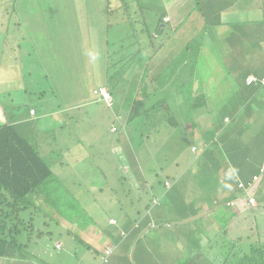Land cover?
Here are the masks:
<instances>
[{"label": "rangeland", "instance_id": "obj_1", "mask_svg": "<svg viewBox=\"0 0 264 264\" xmlns=\"http://www.w3.org/2000/svg\"><path fill=\"white\" fill-rule=\"evenodd\" d=\"M4 1L8 2L9 0H3V2ZM29 1L31 5V0ZM64 1L65 4L69 6L66 9L61 7L57 8L58 13L59 11L74 13L75 10H72L71 6H74L77 1L78 3L86 1L96 3L103 2L104 0ZM173 1L174 0H170L167 2L170 4L169 6H171ZM203 1V3L208 1L209 7L216 12L219 11L218 7H222V5L224 8L235 4L241 6L238 0ZM39 3H41V1H39ZM101 4L102 3H99L98 6ZM152 4L157 6V9L163 7L160 2ZM255 4L257 7L260 5L257 2H255ZM31 6L28 5L26 9L20 10L17 8V11L11 12L10 18H8L7 14L0 11V29L3 30L7 28V37L2 41L4 53L0 51V66L2 67V70H0L2 73L0 77V117L2 118V114H4L18 118L20 114H22L25 118L27 106H36V108H38L40 105H43L42 108L45 110L47 106L44 104L48 103L47 99L43 102V99H39V95L41 92H49V90H51L50 94L53 92L55 93L53 97L55 104L58 105V102L61 104L62 109L60 112L65 119L64 122L54 123L53 127L58 129V127L62 125L63 131L70 133L68 138L59 140H56V138L53 139L51 135L49 136L45 132L37 134L40 150H44L45 154L48 153L46 155L49 156L47 159L50 162L51 168L54 173L64 178L66 182L64 187H66V190L61 192L63 194L61 209L65 211H63L64 217L62 220H58L59 224L57 227L52 223L51 225L53 226L45 230V232H52V235L35 238L33 239V243L29 244L27 247L32 255L30 259L33 261H30H32L33 264H77V262H79V264H100V255L94 253L93 250H86L84 246L77 245L79 249L71 251L70 249L72 247L74 248L75 244L73 243L74 241L72 242V238H75V236L70 235L80 236L82 239L84 238L83 240H87V238H92L96 232L99 234L98 230H100L104 235L103 237L106 238L107 235L103 232L104 229L112 227L107 224V215H109L107 211L110 212V215H113L111 218H118L117 225H119L121 220L123 221V219L128 218L126 214L121 215L119 212L107 210L108 207L114 203L116 206L118 199H120L125 209L128 210L127 212L135 218L137 212H139V217H141L142 213H145V204L149 203L153 195L158 198L159 205H153L151 207L150 204L151 208L146 211L147 214H149L150 218L157 221L168 219V215L165 216V214H167V207L164 205V202L168 203V194L163 191L158 181L154 180L153 182L154 192L147 193L148 191L146 189L139 192V190H136L134 184V182H137V179L132 181L131 175L136 170L140 177L142 176L141 178H148V176L149 178L154 177V173L160 171L166 165L169 166L170 163L173 165V161H176L178 158L177 153L182 155L185 159L190 158L191 154L189 149L192 143L197 147V151H201V148H203L202 141L196 137V134L201 132L198 127L206 132V141L210 146H213L206 151V154L214 151V146H219V142L223 143L227 135L230 136L229 139H226L225 144L227 147L225 149H229L230 153L233 155L232 160L226 155V152L225 154H219L217 157L219 164H222L219 166L220 180L225 174L222 169L224 164L228 165L229 168L234 166L236 169L240 164H244L245 167L247 164H253L250 152H248L249 146H251V148L253 146L252 138L262 135V143L264 144V113H262V111H264V88L252 94L249 98L233 94L232 89L228 88V80L221 77L222 70L219 69V64L222 67L219 60H222L220 59L221 56L218 57V47L223 45V41L221 43L219 42V40L222 39L217 36L219 33L214 34L212 28L208 31V29H206L207 26H205V29L197 38L200 41L192 45L188 44L191 35H189L190 32L186 33L189 28L185 25L179 26L175 32H170V28L168 29L167 26L162 35L155 37L154 42L156 43H164L166 46L169 45V43L173 45L170 49V53L165 51L163 54L161 52V54H156V57H159L163 62H166L169 56L170 59L174 56V59H177L179 62L182 58L188 59V69L193 68L202 78L209 76L211 82H208V79H206V81L208 85L212 86L204 88L209 91L207 95L203 94L204 101L209 105L207 109L202 108L194 114L193 112L190 114L188 110L187 113L183 112L182 119H184V121H180L181 125L179 124L180 127L176 128L175 131L174 128L172 129L167 127V125H161V134L159 132L157 135L152 133L149 139L146 140L133 130L130 135L129 132H127L131 130L130 124L127 123V119L130 112L133 110L135 111L134 102L133 105L128 106L127 86L124 87L125 89L123 86L115 88L113 94L110 92L114 101L113 107L112 104L108 106L91 96V90L93 92L98 86L102 87L101 85L103 82H108V76L114 71L113 68H110V64L117 62V68L118 71L120 70L119 74H121V77L122 74L128 75L129 77L135 76L133 73L134 71L132 72V76L128 74L133 70V66H128L127 60L122 62L120 59L121 54L117 57L115 55L111 57L112 50L116 48L114 43L111 44V48L109 49L110 55L105 56V58L101 57L102 45H99L100 42H95L94 38L101 39L102 35H104L102 28L105 26V19L102 20L98 26H88L92 30V33L91 36L87 38V35L83 32H78L87 27L86 22L83 20L79 21V15L75 16L76 14H74L76 19L74 25L73 23L69 24L64 22L63 18H60V21H55V18L53 19L54 16L49 18V21L42 20V24L40 25L39 23H34L32 11L29 10L32 8ZM257 9L259 10V17L264 19V8L259 7ZM10 10H12V8ZM194 12L199 13L197 10ZM41 13H43L44 18L45 15L42 10ZM222 13L223 12L220 11L218 14L222 15ZM178 14L184 16L186 12L184 10ZM188 15H186V17ZM20 16H23V19H20ZM150 16L151 15H147V20ZM190 16L191 15H189V17ZM182 18L184 17H181V19ZM183 20L185 19H182V21ZM258 25H261V23H257V27ZM39 27L42 28V32H39ZM236 28L239 27L236 26ZM35 29H37V37H32V31H35ZM58 29L61 30L60 34H57ZM182 31L186 33L185 36H188L186 44L182 42L183 36L180 35ZM119 35L112 31H108L107 33L110 40H113L112 38L114 37L113 41L117 46H119L118 39L121 36L125 39L123 42L125 46H131V40H126V31L124 29H122V34ZM39 37H41V41L38 40ZM167 40H169V43ZM29 43L34 44V50L31 52L32 57L31 59L24 60V54L31 51L30 47H28ZM239 44L242 45L241 43ZM186 45L190 46L192 49H189ZM254 45L255 49L259 51L260 57H258V60L262 63L264 61V41L258 42L256 40L254 41ZM246 47L252 49L251 44H248ZM148 48H150V46L144 45L146 51ZM125 50L123 52H125ZM21 55L23 56L20 57ZM3 57L5 60H3ZM34 59L39 63V66L36 68L33 63ZM30 63L31 65H29ZM14 69L16 70L15 73ZM28 70H31V72H27ZM44 74H46V78H44ZM15 76H19L20 79H17ZM200 83L201 81L198 82L197 87L194 86L195 91L203 90L199 89ZM106 85L110 86L109 84ZM106 85H103L104 89L108 88ZM30 86H32V88H29ZM25 89L26 91L24 92ZM136 90L140 91L138 88ZM6 91L10 94L7 95ZM180 95L181 93H178V95L169 98V105H173L172 102L180 98ZM231 97L234 99L230 102L229 99ZM92 98L94 101H92ZM181 98H183L182 95ZM133 101L135 100L133 99ZM186 101H188V99H181L180 105L182 104L185 106ZM180 105H176L174 108L180 107ZM3 107L6 109L5 112L3 111ZM232 108L234 112H231ZM254 108L258 110L253 114L252 110ZM184 109L187 108L184 107ZM221 110H223V112ZM28 111L30 114L35 113L34 108ZM222 113L230 117V122L228 124H222L219 132H214L213 130L220 124V119L218 120V118L219 114ZM203 116L206 118H202ZM197 120H199V124ZM74 124L76 125V130L73 128ZM118 126L122 128L119 130V128L117 129ZM125 132H127V134ZM61 134L64 135V133ZM59 135L58 131H56V136L58 137ZM77 137H79V141L82 144L77 142ZM257 147L260 148L261 143L257 144ZM130 148L138 163V165L136 163L134 170H132L131 166L126 162V159L133 160L132 157L128 156L132 154L128 151ZM214 155H218V150L214 152ZM188 162L189 161H186L184 164V162L180 160L179 168L183 164L184 167L187 168ZM211 164H215L214 161L206 160L204 164L196 163L194 166L199 168L201 170L199 173L204 176L208 171H212L210 167L216 169V167L211 166ZM162 170L161 173L164 174L165 170ZM124 176L127 177L123 178ZM199 181L200 182L195 183L194 186H192V183L189 185L185 184L184 187H181V190L184 194L189 195L188 190L191 189L193 193L195 192L199 197H203L201 192L204 188L203 183H205V181H203L202 178H199ZM129 186H131V191L128 196H125L127 191H124V188L128 190ZM219 193H222V189L216 187L212 193V198ZM35 198L36 197L32 196L29 200H31L33 205H40L38 200L34 201ZM129 199L132 200L129 202ZM215 202H217L215 205H210L212 202L201 201L202 204L204 203L205 206H207L203 208L202 211H205V214H201L199 218H197V224L191 223L194 221L190 219H186L182 222L177 221L176 223L167 220L171 224H175L174 226L178 231L166 229L162 230L160 235H156L153 231V236L155 237L154 246L157 247V251L165 257L166 255L163 253L162 249L168 253L176 244L181 245V250H177L176 248L177 251H175V253L173 252V254L179 255L185 252L187 257H192L195 252L191 250L194 249L193 245H195L197 241L191 239L184 240V238L189 235L191 226L195 229L198 225L197 228H199L200 234L202 235L203 244L205 243L204 238L207 235H210L211 238L213 237V240L217 239L216 242L218 244L216 245V253L213 257L209 256L207 253L206 255L209 258L207 256H202V253L195 254L191 258L190 264H205V262H208L206 264H221L220 261L222 257H225L231 242L229 237H225L221 234V230L225 228L222 224L226 221L224 218H228L233 210L230 207L227 209L224 208L223 212L227 215L226 216L222 212V209L218 207L220 202L217 199ZM228 204L233 205L234 203H231L230 200ZM94 209H96V211ZM253 209L245 210V212L241 211L240 213L243 216L253 211L251 212L252 218L248 219L252 228L245 230L244 236L248 233L251 234L252 231L257 232V228L260 225L264 226V202L259 205L258 202H255ZM214 210L223 213L222 217L224 218H214ZM83 213L89 217H85ZM93 214L96 216H92ZM24 216V219L26 218L25 221H27L29 215ZM154 220L150 222V227L154 226ZM199 221L201 225L198 224ZM184 223L187 225L185 226ZM192 224H194V226ZM166 226H168V224H166ZM229 226L231 227L233 224ZM234 229H237L238 232L243 231L239 225ZM145 232H148V229L144 228L139 236L145 234ZM259 232L261 234V237H259L260 240H264V227H261ZM168 234L175 242L167 236ZM34 236L33 232L32 237ZM252 239L251 241H254L256 238ZM24 240L25 238H23V241ZM185 241L189 242L188 248L182 246V243ZM40 243L42 244L41 248L35 249V245L38 244L40 247ZM61 243H63L64 246L59 250L62 245ZM103 243L104 242H102L100 246H103ZM210 243L211 241L208 244ZM129 254L132 255V251H130ZM119 257L117 256V259H119ZM3 260L4 261H0V264H31L30 262L23 263L25 262L24 260L22 262H16V260ZM180 260L181 259H179V261Z\"/></svg>", "mask_w": 264, "mask_h": 264}, {"label": "trees", "instance_id": "obj_2", "mask_svg": "<svg viewBox=\"0 0 264 264\" xmlns=\"http://www.w3.org/2000/svg\"><path fill=\"white\" fill-rule=\"evenodd\" d=\"M14 1H19L18 3L22 4L21 2L23 0ZM39 1H41V3H39ZM169 1L170 0H104L103 2L96 3H90L87 1L78 3L77 1L74 6H71L72 10H75L74 13L68 11H59L58 13L57 8L61 7L66 9L69 6L65 4L64 0H31L32 6L30 5V1L26 0L25 5H27V7L28 5L32 7L29 10L32 11L34 23H39L40 25L42 24V20L46 21L53 16V19L55 18V21H60V18H63L64 22H67L69 24L73 23L74 25L76 21L75 16L79 15V21L83 20L84 22H86L87 27L79 30L78 32H83L85 35H87V38H89L92 33V30L88 26H98L99 23H101V21L105 19V26L104 28H102L104 35H102L101 39L94 38L95 42H100L99 45H102L101 57L105 58V56L110 55L109 49L111 48V44L114 43L116 48L112 50L111 57H113L114 55L117 57L119 56V54H121V61L123 62L124 60H127L128 66H133V70L128 74L132 76L134 73L135 76L129 77L128 75L122 74L121 77V74H119L120 70L118 71L117 68V62H115L113 64H110V68H113L114 71L110 76H108V82H103V84L110 85L108 90L112 94L114 93L115 88L119 86H123V88L125 86L128 87V106L133 105L134 102L135 111L133 110L132 112H130V115L127 119V123H129L131 127V130H128L127 132H129L130 135L133 130L135 133H139L141 137H144L146 140H148L152 133L157 135L158 132L160 133L162 131L160 130L161 125H167V127H170L172 129L174 128L175 131L176 128L180 127V121H184V119H182L183 112L187 113L188 110L190 114H192V112L194 114L196 113V111L202 109L207 104L206 101H204L203 94L195 93L193 91V77L196 76L193 68L190 69L189 76H186L187 79H182L178 90L175 89L177 93H181L183 97L181 98L180 95V98L177 99L179 104H176L174 102L172 103L173 105H169L166 103L170 98L169 95L174 93V90H171L174 88L166 87L165 89H162L161 86L164 85L165 82H167L166 75L168 77H172L179 71V65L177 59H174V56L172 59H170L169 56L166 62H163L159 59V57H156V54L161 52L164 54L165 51H168L171 45L169 43V40H167L169 43V45L167 46L164 43H156L154 42V40L155 37L162 35L165 31L168 21H166L164 15L167 13V7L170 5L167 3ZM180 1H183L186 6H189V4L191 3H194L195 5V7L190 11L191 16H188L189 18L183 20V23L187 21L192 22L190 23L191 25L188 24L189 30L194 29V27L199 28L197 26V21L208 22L210 21V16L217 15L216 17H218V13L221 10L219 9V7L218 12L212 10V8H210L208 5V1H206L205 3H203V0ZM156 2H160L163 7L157 9V6L152 4H156ZM6 3V1L3 3L5 4L3 6L4 8L0 10L7 14L8 18H10L9 16L11 12L15 11L16 9H7ZM99 3L102 4L98 6ZM41 10L44 12V18ZM195 10L199 12L198 15L194 12ZM74 14L76 15L74 16ZM147 15H151L148 19L149 21L147 20ZM20 19H23V16H20ZM122 29L126 31V40H131V46H125V44L123 43L125 40L123 39V36L119 37L118 39L119 46H117L113 41L114 37L112 38L113 40H110V38L107 36L108 31H112L118 35H121ZM36 30L37 29H35V31H32V37H37ZM39 32H42L41 27H39ZM60 32L61 30L58 29L57 34H60ZM201 32L202 30L199 31V33ZM185 34L186 33L183 31L180 32V35L183 36L182 42L184 44H186V42L188 41V36H185ZM6 37L7 28L3 30L0 29L1 53H4L2 41ZM38 40L41 41V37H39ZM196 42L197 40L194 38V35H192L188 44L192 45ZM144 45L150 46V48H148V50L146 51L144 49ZM28 47H30L31 51L27 53L28 57L26 55L25 58L27 57V59H31V52L34 50V44L29 43ZM186 47L188 46L186 45ZM124 50L125 52H123ZM3 60H5L4 57ZM33 63L35 66L39 64L35 61V59ZM0 70H2L1 66ZM185 72H188V70H186ZM1 76L2 73L0 71V77ZM15 77L17 79H20L19 76ZM44 78H46V74L44 75ZM176 81L177 78L174 80V85L176 84ZM247 85H256L255 87L259 90L264 87V84H261L259 82ZM29 88H32V86H30ZM137 88L140 91L136 90ZM26 89L24 90V92L26 91ZM50 91L51 90H49V92H41V94L39 95V99H43V102L47 99L48 103L44 104L45 106H47L45 110L42 108L43 105H40V107L38 108H36V106H27V109L25 111V118L22 114H20V116L17 118L12 115H4L1 113L0 259L16 261L29 259L30 257H32V255L28 251L27 247L29 244L33 243V239L42 238L45 235H52V232H45V230L52 227L53 225L57 227V225L59 224L58 220H62V218L64 217L63 214L65 211L61 209L63 204V194L61 192L66 190V187H64V184L66 182L64 181V178H61L53 172L50 162L47 159L49 158V156L46 155L48 153L45 154L44 150H40L39 142L37 140V134L40 132H45L49 136L51 135L53 139L56 138V140L68 138L70 136V133L63 131L64 129L62 128V125L59 126L58 129H55L53 127L54 123L64 122L65 119L60 112L62 109L61 104H59V102L58 105L55 104V101L53 100L55 93L53 92L52 94H50ZM6 92L7 95L10 94L8 93V91ZM91 96L95 98L92 90ZM184 98L188 99V101L185 102V106L182 104L180 105V100ZM133 99L135 101H133ZM176 105H180V107L174 108L176 107ZM184 107L187 109H184ZM32 108H34L35 114H29L28 110ZM3 109V111L5 112L6 109L4 107ZM254 110L257 111L258 109L254 108L252 112ZM198 121L199 120H197V122ZM199 123L200 122H198V124ZM222 123L226 124L227 122ZM221 126L222 124L217 128L213 126L214 128H216L213 131L219 132ZM73 128L74 130L77 129L75 124ZM118 128L120 130V128L122 127L118 126L117 129ZM198 129H200L201 132L196 134V137H198V139H201L200 141H202V146L212 148V145L210 146L206 141V132L200 127H198ZM56 131H58V134H60L58 137L56 136ZM127 132L125 133L127 134ZM61 133H64V135ZM229 137L230 136L227 135L226 139H229ZM226 139L223 143L219 142V146L215 147L219 148V154H225L226 152V155H228V157L232 160L233 155L230 153L229 149H225L227 147V145L225 144ZM252 140L253 146L252 148L251 146H249L248 152H250L253 165H256L254 169L245 167L244 164H240L239 169H236L234 171L233 169L229 170V166L225 164L222 168L226 174H224V181L220 186L222 189V193L220 195H222V197H220L221 199H217L220 202V205L218 207L222 209V212L224 208L227 209L230 207L233 210L232 214L230 215L232 217L240 215L241 211L254 208L251 207L246 200V196L248 195V193L254 196L256 202H258V205L264 202V172L262 174L260 172V164L264 159V144L262 143L263 137L262 135L256 136L252 138ZM77 142L81 143L79 141V137H77ZM259 143H261L260 148L257 147V144ZM202 149L203 148H201V150ZM128 151L132 153L131 148L128 149ZM189 152L191 154V157L187 159L177 153L178 158L176 161H173V165L172 163H170L169 166L166 165L162 168L165 170L164 174L161 173L163 171L161 169L160 171L155 172L154 177L152 178H149V176L148 178H141L142 176L140 177L136 170L134 171L135 173L133 172L131 175L132 181H135L137 179V182H134V184L136 190H139V192H141L143 189H146L148 191L147 193L154 192L153 182L154 180L158 181V184L161 185L163 191L168 194V203L164 202V205H166V207L168 205V210L166 211L167 214H165V216L168 215V219L164 221L163 219H161L162 221L154 220V226H149L150 222L153 220L152 218H150L149 214H147L146 211L150 210L153 205H159L158 198L154 197L153 195L151 196L149 203L145 204V213H142L141 217H139V212H137L135 218L134 216L130 215L129 212H127L128 210L125 209L124 205L120 202V199H118L116 206L114 203L113 205L108 207L107 210H111L112 212L114 211L117 213L119 212V214L121 215H128V218H125L122 221V225L124 227L118 228V226L120 225L116 224V220L111 218L113 217V215H110V212L107 211L109 214L107 215V224L112 227L104 229L103 232L107 235L106 238L103 237L104 235L100 230H98L99 234L95 231L96 234H94L90 239L87 238V240H83L84 238L82 239L80 236L70 235L75 236V238H72V242L74 241L73 243H75L74 248L72 247L70 250L76 251L77 249H79V246H84L86 250H93L94 253L100 255V264H190L191 258L195 254L202 253V256H207L202 251L199 245L194 246V249L191 250L192 252H195L193 253L192 257H187L185 252L179 255H175L173 254V252L175 253V251L181 250V245L175 244L168 253L165 252L164 249H162L163 253L166 255L165 257H163L159 253V251H157V247L153 245L154 243L152 242V240H150V242H152L153 244H150L146 243L145 241H141L140 239L135 242L138 244L135 247L134 251H132V256H130L128 252L130 242L142 230V228L148 226L147 228H149V231H151L153 230V228H155L156 230H161L163 227L164 230H166L168 229L166 226V224L168 223L166 222L169 221H175V223L177 221L182 222L192 217H194L193 219H195L194 221H196V218H199L198 213L200 212L201 208H206L207 206H205L204 203L202 204L201 201L212 202V204L210 205H215V203H217L215 202L214 198H212V193L217 186L216 179L219 175V166L222 165L219 164V160L217 159L219 155H217L216 157H211L212 155L210 156V154L205 156L201 153L200 150L197 151V147L193 143L191 144ZM128 156L132 157L133 160L126 159V162H128L132 170H134L137 161L133 156V153ZM180 160L184 162V164L186 163V161H189L187 168L184 167V164L179 168ZM206 160L214 161L215 164H211V166L216 167V169L210 167L212 171H208L206 175L204 174V176H202L201 173H199L201 170L194 165L196 163L204 164ZM255 174H257V176H260V179L258 180V182L252 184L251 187L250 180L252 175ZM126 177L127 176H124L123 178ZM238 177L241 178L240 183L243 184V187L241 188L238 187L239 183L237 184ZM199 178H202V180L205 181V183H203L204 188L201 192V195L203 197H199L195 192L193 193L191 189L188 190L189 195L184 194L181 190V187H184L185 184L189 185L190 183H192V186H194L195 183L200 182ZM130 187L131 186H129L128 190L124 188V191H127L125 196L129 195L131 191ZM250 187L253 189V191ZM32 196L36 197L34 201L38 200L40 205H33L31 200H29V198ZM232 198L234 200H231ZM131 200L132 199H129V202ZM230 200L234 201L233 205L228 204ZM94 210L96 211V209ZM215 213L216 214H214L213 217L220 218L222 217V214L224 212L220 213V211L215 210ZM24 215H29L27 221H25L26 218L24 219ZM83 215L85 217H89L88 215L86 216L85 213H83ZM92 216L96 215L93 214ZM90 219L92 220L91 217ZM248 219L249 218H245L244 222L234 221L233 226H229L228 228H225L223 230L222 235L225 237H229V239H231V242L225 257H222L220 261L221 264H264V240H260L259 238L261 237L259 229L264 226L260 225L257 228V232L252 231L251 234L248 233L246 236H244L243 234L245 233V230H249L252 228ZM52 223L53 225H51ZM226 223L227 221L223 223V226L226 225ZM237 225L242 228V232H238L237 229H234L237 227ZM113 227L116 228L113 232H111L110 229ZM33 232L35 235L34 237H32ZM197 234L198 236H201L199 233ZM23 238H25L24 241ZM212 238L210 235L205 236L204 244L207 243L206 245H208V243L213 240ZM252 238L256 239L254 241H251L253 240ZM102 242H104L103 246H100ZM61 244L62 245L60 246L59 250H61L62 246H64L63 243ZM204 244L202 243V245ZM106 248H110V254L109 256H107V261H104V250ZM123 251L124 253H122ZM117 256H120L119 259H117ZM111 257L112 259L110 260ZM130 258H132V260H130ZM179 259L181 260L179 261ZM206 263L208 262H205V264Z\"/></svg>", "mask_w": 264, "mask_h": 264}, {"label": "crops", "instance_id": "obj_3", "mask_svg": "<svg viewBox=\"0 0 264 264\" xmlns=\"http://www.w3.org/2000/svg\"><path fill=\"white\" fill-rule=\"evenodd\" d=\"M238 1L240 2L239 4L241 6L235 4V5H231L229 7H226V8L219 7V9H221L220 11L223 12L222 15H219L218 17H216L217 15L216 16L215 15L210 16V21H208V22L207 21H203V22L197 21V26L199 28L194 27V29H190L186 33L190 32L189 35H191V36L194 35V38L197 40V42L200 41L199 39H197L198 36L200 35L199 31L200 30L203 31L205 29V26H207L206 29H208V31L212 28L214 31V34L219 33L217 36L222 39V40H219V42L221 43L223 41V45L221 47H218V57L221 56L220 59L222 60V61L219 60V62L222 65V67H221L219 64V69L222 70L221 71L222 72L221 77H224L223 79L228 80V82H229L228 88L232 89L233 94H235V95L238 94L240 97L249 98L252 94L258 92L259 89H257L255 87L256 85H254V86L247 85L246 78L250 75H253L256 77H260V76L264 75V61L261 63V61L258 60L259 59L258 57H260L259 51L255 49V45H254V41H256V40L258 42H260L262 40L264 41V19H261L259 17V10L257 9L259 7L264 8V0H256V1L255 0H238ZM4 2H3V0H0V9L4 8L3 7L5 5V4H3ZM18 2L19 1L9 0L6 3L7 4L6 8L9 10L11 8H14V9L18 8L19 10L24 9V8L26 9V7H27V5H25L26 0H23L21 2L22 4H20ZM255 2H257L260 5H258V7H257ZM194 7H195L194 3L189 4V6H186L183 1L174 0L173 3L171 4V6L167 7V9H166L167 13L164 15V18L166 19V21H168L166 27L168 26V29L170 28L169 31L175 32V31H177L178 27L181 25H185V26L191 25L190 23H192V22L190 20H189L190 22L187 21V22L183 23L182 19L188 18V16L190 15L191 9H193ZM184 10L186 12V14L184 16L178 14L179 12H183ZM0 15H1V12H0ZM186 15H188V16L186 17ZM197 15H198V13H197ZM181 17H184V18L181 19ZM259 22L261 23V25H258V27H257V23H259ZM236 26H238L239 28H236ZM220 43H219V45H220ZM239 43H241L242 45H240ZM244 43H245V45H244ZM248 44L252 45V49L249 47H246V46H248ZM172 47H173V45H171L169 47L167 52L170 53L171 52L170 49ZM188 48L192 49L190 46H188ZM245 50H247V51H245ZM158 54H161V53H158ZM26 55L27 54H24V57ZM22 56L23 55H21L20 57H22ZM27 57H28V55H27ZM27 57L24 60H27ZM187 61H188V59H186V58L185 59L182 58L180 60V62L178 61L179 71L175 75H173L172 77L167 76V79H166L167 82H165V84L161 86L162 89H165L166 87L174 88V89H171V90H174V93L169 95L170 98L175 96V95H178V93L175 89L178 90V87H179L180 83L182 82V79L185 80V79H187L186 76L187 75L189 76L190 69H188V67H187L188 66ZM29 65H31V63ZM38 66H39V64L37 66L34 65L35 68ZM186 70H188V72H185ZM27 72H31V70H28ZM195 73L197 75L195 77H193V81H194L193 91L195 93H201V94L207 95V93L209 91H208V89L205 90L204 88L212 86V85H208V82H211L210 77L205 76V78H202L198 72L195 71ZM198 75H199V79H198ZM176 78H177V81H176V84L174 85L173 83H175L174 80ZM206 79H208V82L206 81ZM199 81H201V83L199 84V89H203V90L195 91L194 86L197 87ZM103 85L104 84H102L101 86H103ZM94 87H96V86H94ZM107 87L109 88V86H107ZM93 98H92V101H94ZM233 99L234 98L231 97L229 99V101L231 102ZM174 102L176 104H179L177 99ZM174 102H172V103H174ZM166 103L169 104L168 101ZM76 104H79V103H76ZM221 104H223V103H221ZM208 106L209 105L207 103L206 106L203 107V109H207ZM221 111L223 112V110H221ZM231 112H234L233 108L231 109ZM255 112L256 111L254 110L253 114ZM262 113H264V111H262ZM202 118H206V117L203 116ZM218 120L220 121V124H219V126H220L221 124H223L222 122H227L226 124H228L230 122V117L227 114L222 113V114H219ZM208 149H209V147H207V146L203 147V149L201 150V153L205 156L210 154V156L212 155L211 157H216L214 155V152H216L218 150V155H219V148L218 147H215L214 151H212L211 153L206 154V151ZM261 165H262V163L260 164V167H261ZM246 167L254 169L256 167V165L247 164ZM232 169H233V171L236 170V168H234V166H231L229 170H232ZM237 169H239V167ZM229 174H230V172H229ZM219 177H220V175H218V178L216 179V182H217L216 184L218 186V187L216 186L217 188H221L220 187L221 183L224 181V176H223V178H221V180ZM240 181H241V178L238 177L237 184ZM220 194L221 193H219L217 196L214 195L213 196L214 200L219 199L221 197ZM190 198H191V196H190ZM231 200H234V199L232 198ZM167 207H168V205H167ZM167 210H168V208H167ZM202 211H203V208H201L200 212L198 213L199 216L201 214H205L204 213L205 211L204 212H202ZM251 212H253V211H250L243 216L240 214V215H237L234 217L229 216L228 218L227 217L224 218L227 221V223L223 227L226 228L230 224H233L234 221H236V222L243 221L244 222L245 221L244 218H252ZM214 214H215V212H214ZM115 218H116L115 220H116V224H117L118 218L117 217H115ZM193 218L194 217L189 218V219L191 221H194L195 219H193ZM152 220H154V219H152ZM173 222L175 223V221H173ZM167 223H168V226H167L168 229L178 231V230H176L177 228H175V226H174L175 224L173 225L170 222H167ZM191 223L197 224V221H194ZM184 224H185V226L187 225L186 223H184ZM198 224L201 225L200 221ZM119 225L120 226H118V228L124 227L122 225V220H121V223H119ZM192 225L194 226V224H192ZM197 226L195 229L192 228V226H191V229L189 231V235L188 236L184 235V236H186L184 238V240L191 239L193 241H197V243L193 246L199 245L205 254L207 253L209 256L213 257V255L216 253V245L218 244L216 242L217 239L211 241V243L208 245H206L207 243L205 245H202L203 238L201 237L202 235L200 234L199 228H197ZM147 227L148 226H146L144 228L148 229V232H145V234H142L141 236H139V234L144 229V228H142V230L132 239V241L130 242V247H129L128 252L134 251L135 247L138 244L135 242L138 241L139 239L141 241H145L146 243L153 244L155 241V237L153 236V231L155 232L156 235H160V233H162V230H164V228L162 227L161 230H159V229L156 230L155 228H153V230L149 231V228H147ZM115 228L116 227L111 228L110 231L113 232L115 230ZM224 229H222L221 231L223 232ZM222 232H221V234H223ZM197 233H199L201 236H198ZM167 236L173 242H175V240L172 239L169 234ZM150 240H152L153 243L150 242ZM188 244H189V242L185 241L182 243V246L183 247L185 246L186 248H188ZM33 245H35V244H33ZM41 245L42 244L40 243V247H39V245L36 244L35 249L36 248L40 249ZM153 245H155V243ZM122 253H124V251ZM130 256H132V255H130ZM111 259H112V257L110 258V260ZM23 260L25 261L23 263L30 262L31 264H33L32 263L33 260L30 258L27 260L26 259H23ZM23 260L16 261V262H22ZM30 260H32V261H30ZM130 260H132V258H130ZM0 261H4V260L0 259ZM82 262H85V261H82ZM77 264H79V262H77Z\"/></svg>", "mask_w": 264, "mask_h": 264}, {"label": "built area", "instance_id": "obj_4", "mask_svg": "<svg viewBox=\"0 0 264 264\" xmlns=\"http://www.w3.org/2000/svg\"><path fill=\"white\" fill-rule=\"evenodd\" d=\"M257 82L264 84V76L256 77V76L250 75L246 78L247 84H253V83H257ZM93 94H94L95 98H97L98 101H102L108 106H110L113 103V100H112V97H111L109 91L106 88L104 89V87L103 88L102 87L95 88L93 90ZM263 171H264V159H263L262 165L260 167L261 174ZM259 179H260V176H257V174L253 175L252 181L250 183L251 187H252V184L258 182ZM238 186L243 187V184L239 183ZM251 190L253 191L252 188H251ZM246 200L248 201V203L250 204L251 207L255 206L256 200H255L254 196L251 195L250 193H248V195L246 196ZM231 203H234V202H231ZM104 253L105 254H104L103 260L107 261V256H109V254H110V248H106L104 250Z\"/></svg>", "mask_w": 264, "mask_h": 264}, {"label": "clouds", "instance_id": "obj_5", "mask_svg": "<svg viewBox=\"0 0 264 264\" xmlns=\"http://www.w3.org/2000/svg\"><path fill=\"white\" fill-rule=\"evenodd\" d=\"M98 87H100V86H98ZM102 87H104V86H102ZM108 90V89H107ZM109 91V90H108ZM110 93V92H109ZM252 177H253V175H252ZM252 177H251V180H250V182L252 181ZM240 183V182H239ZM239 187V186H238ZM239 188H241V187H239ZM231 202H234V201H231Z\"/></svg>", "mask_w": 264, "mask_h": 264}]
</instances>
